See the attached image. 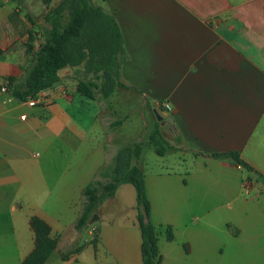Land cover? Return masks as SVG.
Here are the masks:
<instances>
[{
	"label": "crops",
	"instance_id": "crops-1",
	"mask_svg": "<svg viewBox=\"0 0 264 264\" xmlns=\"http://www.w3.org/2000/svg\"><path fill=\"white\" fill-rule=\"evenodd\" d=\"M96 5L114 17L122 34L125 58L119 74L129 88H118L107 100L90 99L77 90L76 75L83 67H66L60 80L30 106L13 95L8 77L21 83L26 44L38 45L49 9L44 0H0V204L9 209L0 213V253L15 252L0 262L19 264L32 251L29 218L36 215L48 223L51 236L58 237L47 264L54 253L57 264H88L85 256L95 259L100 248L122 264H141L136 219L121 230L101 231L93 223L79 232L74 225L81 199L51 195L62 181L81 192L94 173L112 165L118 148L126 144L123 128L132 110L125 108L134 93L137 109L149 108L154 118L156 110L161 119L151 123L146 141L141 132L133 141L150 146L148 135L158 122L172 147L165 155L183 157L181 164L162 165L150 176L142 168L151 220L165 232V237L158 236L159 264H182L180 258L195 264V237L203 223L195 205L204 199L205 173L231 172L240 177L241 186L246 180L250 188L264 190L253 173L244 174L231 160L210 156L238 151L264 175V0H100ZM119 97L126 100L118 102ZM61 108L74 110L69 116ZM37 146L40 152L34 153ZM159 182L168 183L163 209H157L149 190L151 183ZM167 227L171 240L166 239ZM93 229L98 235L95 248L90 243ZM79 244V253L62 259V253Z\"/></svg>",
	"mask_w": 264,
	"mask_h": 264
},
{
	"label": "trees",
	"instance_id": "trees-1",
	"mask_svg": "<svg viewBox=\"0 0 264 264\" xmlns=\"http://www.w3.org/2000/svg\"><path fill=\"white\" fill-rule=\"evenodd\" d=\"M65 11L68 18L63 21ZM27 17L30 18L29 15ZM43 18L50 26L43 28L37 46L26 44L27 58L22 67L24 76L21 83H16L18 78L15 76L8 77L12 93L17 99H36L40 92L60 80V71L66 67L80 66L84 61L86 65L98 68L104 66L106 73L101 83L89 77L88 71L77 74V90L82 95L90 99L107 100L114 87L129 88L120 80L119 66L125 58V50L122 34L113 16L90 0H61ZM118 55H122L120 60ZM148 143L159 156L165 155L172 148L162 135L158 122L149 132ZM142 149V141L120 146L112 165L101 167L82 188V205L74 228L82 231L92 214L106 199L114 196L120 185L131 184L135 192V219L141 236V264H159L158 229L150 220V202L146 194L144 173L137 162ZM196 154L202 155L200 152ZM210 156L231 160L253 173L264 187V175L243 160L238 151L213 152ZM29 224L34 232V248L19 264H47L48 257L57 246L58 237L51 236L50 226L39 216H30ZM172 238V230L167 227L166 239ZM97 241L98 235L90 241L94 248ZM82 247L79 244L62 253V259H69L79 253Z\"/></svg>",
	"mask_w": 264,
	"mask_h": 264
},
{
	"label": "rangeland",
	"instance_id": "rangeland-1",
	"mask_svg": "<svg viewBox=\"0 0 264 264\" xmlns=\"http://www.w3.org/2000/svg\"><path fill=\"white\" fill-rule=\"evenodd\" d=\"M60 1L61 0H44V2L47 3L49 10L54 8ZM90 1L95 5L100 2V0ZM47 12H45V14ZM67 18L68 13L65 11L63 21L67 20ZM28 19L32 21L33 18L30 16ZM44 22L47 25L46 27L50 26V23H47L46 21ZM121 58L122 55H118V60ZM84 62L80 65L83 67L84 71H88L87 75L96 79L98 83L103 82V77L106 73L103 68L104 66L102 68H98L93 65H86ZM118 88L120 87H114L112 94L116 92ZM132 95V98L134 99H132L130 104H128V107L125 108L127 112L132 110L123 128L126 133V139L124 141L126 143L133 142V138H135L134 136L137 132H141L143 134L141 137L144 141H146L147 130L149 129V126H151V123L157 119L153 117L149 108L146 107L141 110L137 109L135 107V99L137 100L138 96L134 93H132ZM117 100L120 102V100L124 101L126 99L119 97ZM114 102L115 101H112L113 105H116ZM116 108L119 113H122L121 107ZM61 109L63 110L64 115L69 116L71 115L72 110H74L73 108ZM75 114L79 115L77 112H75ZM110 114L112 115L111 112ZM142 146L143 152L139 159L138 166L141 169H146L147 176L157 173L161 170L162 165L164 166L165 164H170L176 166L181 164L183 160V157H179V155L172 153L159 156L145 142L144 144L142 143ZM61 147L62 149L66 148L63 142H61ZM36 152H40L39 146L35 147L34 153ZM190 156H186L187 162L191 161L192 156ZM79 169L80 168L78 167L77 170ZM68 172L72 171L69 169ZM143 172L145 173L144 170ZM243 172L244 174H248L246 170H243ZM205 175L206 185L203 189L204 199L202 203L199 201V203L195 205V208H197L199 215L202 216L201 219L203 221L202 230L197 234L198 237H195V244L199 247L192 258L197 259L199 256V261H196L195 264H264V190L260 187L250 188L247 185L246 180L244 181V185L241 186L240 177H238V179L237 177L234 178L231 172H217L213 170L211 172H206ZM94 176L95 173L92 177ZM167 184L168 183L166 182L165 184L160 182L150 184L149 190L150 193L155 196L157 209L164 208L162 200H164L168 194ZM11 190L12 189L6 190L8 192V196H12L13 192ZM51 191V195H60L66 199L72 200L78 197V199H81L80 204L82 205L81 192L77 191V189H73L72 187L68 188L64 186L63 181L60 187H55ZM236 194L239 195L234 198ZM134 207L135 192L133 186L131 184H122L118 187L113 197L106 199L97 208L95 213L98 218L93 223L98 226L101 231L105 228H115L121 230V227L124 224L134 221ZM179 208L185 209V205L179 203ZM8 212V204H0V213ZM135 231H138L137 228H135ZM158 232V236L161 234L162 238L165 237L163 228H158ZM93 236L97 237L96 229H93ZM83 237L87 238L88 235L85 234ZM201 245L202 247L200 249ZM13 254H15V252L4 251L0 253V258L2 256H13ZM201 256H204L203 261L200 260ZM179 260H184L182 261V264H191L190 259L185 260L180 258ZM83 261L88 264H122L117 261L112 253L105 251L103 248L99 249L95 259L92 257V254H87ZM48 262L50 264H57L58 254H52ZM4 263L6 262H0V264Z\"/></svg>",
	"mask_w": 264,
	"mask_h": 264
},
{
	"label": "water",
	"instance_id": "water-1",
	"mask_svg": "<svg viewBox=\"0 0 264 264\" xmlns=\"http://www.w3.org/2000/svg\"><path fill=\"white\" fill-rule=\"evenodd\" d=\"M154 114H155V116H156V118L158 119V120H160L161 119V116L158 114V111H156V110H154ZM169 121H171V119L168 117L167 118ZM97 215H96V213H93L92 214V216H91V218L88 220V222H87V224L85 225V227H84V229H86L87 227H88V225H90V224H92L93 222H95L96 220H97ZM83 229V230H84Z\"/></svg>",
	"mask_w": 264,
	"mask_h": 264
},
{
	"label": "built area",
	"instance_id": "built-area-1",
	"mask_svg": "<svg viewBox=\"0 0 264 264\" xmlns=\"http://www.w3.org/2000/svg\"><path fill=\"white\" fill-rule=\"evenodd\" d=\"M1 90H4V88H1ZM36 103H37L36 99H33V98L28 99V104H29L30 106H33V105H35ZM161 104H162L163 106H165L166 108H170L169 105H168L167 103H165V102L160 103V105H161ZM21 118H24V115H22Z\"/></svg>",
	"mask_w": 264,
	"mask_h": 264
}]
</instances>
